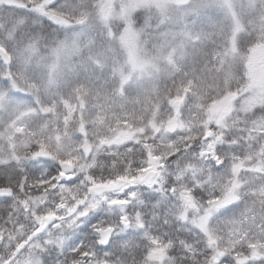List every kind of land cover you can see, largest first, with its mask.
I'll list each match as a JSON object with an SVG mask.
<instances>
[{
	"label": "rangeland",
	"instance_id": "rangeland-1",
	"mask_svg": "<svg viewBox=\"0 0 264 264\" xmlns=\"http://www.w3.org/2000/svg\"><path fill=\"white\" fill-rule=\"evenodd\" d=\"M0 48L11 59L0 60V186L11 187V179L21 196L9 203L19 212L14 226L0 230V264H43L97 216L108 223L94 231L113 228L112 244L96 242L105 251H95L84 236L79 250L98 264L134 261L131 247H119V259L109 255L117 235L139 229L130 207L145 191L170 198L180 223L203 238L206 264L227 256L229 264H264V228L241 236L249 247L239 256L221 242L245 229L257 181L264 183V0H0ZM100 71L112 83L85 98ZM138 141L148 145L142 169L129 176L125 159V171L103 179L109 151ZM61 162L72 165L66 180L58 168L48 184L49 167ZM30 165L44 168L43 188L28 179ZM149 169L155 180L138 182ZM116 178L135 186L90 192L92 183ZM198 181L212 191L207 201L194 191ZM3 214L0 224L10 222ZM143 264L172 263L154 248Z\"/></svg>",
	"mask_w": 264,
	"mask_h": 264
},
{
	"label": "trees",
	"instance_id": "trees-1",
	"mask_svg": "<svg viewBox=\"0 0 264 264\" xmlns=\"http://www.w3.org/2000/svg\"><path fill=\"white\" fill-rule=\"evenodd\" d=\"M74 63V66L76 67V59H72ZM85 64V63H84ZM86 67L85 65L83 66ZM74 71L71 72V76H74ZM180 73L184 74V80L183 82H186V78L188 77L185 69L183 66L179 69ZM99 75V72H97ZM179 73V74H180ZM78 74V73H77ZM105 74V75H104ZM76 75V73H75ZM96 79V78H94ZM91 79L88 80L90 82ZM87 81V80H86ZM111 80L106 79V73H101L97 77V80H95L93 89H90V91H83L82 95L84 97H88L89 94L93 93V91L98 90L102 91L103 88H107L111 84ZM183 90V89H182ZM50 92H53V89L50 90ZM74 94V93H73ZM173 93L168 92V96H171ZM179 95L178 93H175ZM160 95V94H159ZM166 95H163V98ZM162 97V94H161ZM86 103H91L87 99H85ZM88 101V102H87ZM86 107V106H85ZM76 106H73L72 112H74ZM146 142V141H145ZM138 143V144H137ZM137 143H127V146L125 147H117L118 150H115L114 152L109 151V154L106 155L110 156L108 159H104L101 161L102 165H105V167L102 168V175L103 179L106 177L116 176L122 173V171H125L128 167V175L134 176L137 174L139 170L142 169V164H144V161L146 157L148 156V145L144 142L138 141ZM142 145V147H140ZM129 147V148H127ZM144 147V148H143ZM126 149V150H124ZM113 151V150H112ZM150 152V150H149ZM120 157L121 160L113 159V157ZM105 157V158H106ZM118 159V158H117ZM125 159H128L127 161V168L123 167V163L125 162ZM112 162H118L119 164L115 165L117 170L113 174H108L109 170L113 167V165H109V163ZM107 163V164H106ZM104 168V169H103ZM121 169V170H119ZM57 171L58 166L54 165L49 167L48 169V175H47V181H49L48 184L54 183L57 177ZM25 173L33 182H36L35 186L43 188L44 187V181H42V178H44V168L40 166H34L30 165L25 169ZM13 174V172H12ZM18 173H16L17 175ZM99 178V177H98ZM101 179V178H99ZM9 181V180H8ZM7 183L10 184L12 187L14 194L10 198H1L0 200V211H3L4 217H7L10 222L4 224H0V230L7 231L11 228V226H14V222L18 218L19 212L16 214L13 212V206H11L12 201L14 202L15 199H20L21 196L18 194L17 184L12 183V180ZM41 181V182H39ZM102 181V180H100ZM0 184H2L0 182ZM34 184V183H33ZM33 184L31 185L33 187ZM200 185V186H199ZM194 191H197L198 198L204 201H207L209 196L211 195V189L208 188L205 190V188L202 187L201 181H198V184H193ZM29 188V186H28ZM33 189V188H31ZM257 201H254V211L252 212V215L250 218H248L247 222H245V229L239 232L238 235H230L232 237L222 238L221 242L223 245V248L228 252L230 255H240L243 254V250L247 251V247L249 245H242L239 243V240L242 235L245 233H251L253 232L257 236H261L260 231L264 228V183L262 181H257ZM41 191V190H40ZM205 191V193H203ZM201 196V197H200ZM160 196H156L153 193H150L148 191H145L141 195L139 194L137 200H134L130 207V213H137L139 216L138 223H139V229L137 231H134L131 228L125 229V233L123 235H117L114 249L112 248V256L116 259H119L122 256H118L120 253H115L118 248H129V256L132 255V260H128V264H143L144 261H146V254L147 252H151L154 248H163L169 257V261L171 260L172 264H206L207 262V256L209 254V250H206L204 248V241L203 238L199 237L197 234L194 236L192 235V230H189L190 228H187L185 225H182L180 223V220L177 219V213L174 211L173 205L169 199L162 200L160 199ZM256 204V206H255ZM236 214V211L232 212V215ZM98 215V214H97ZM16 217V218H15ZM99 217V216H97ZM90 217L87 219L86 223L84 224V228H81L78 230L73 237L69 240L68 245L65 246L60 253H54L48 254L46 257H44L43 264H76V263H82V259H86L88 257V263L91 264L90 260L92 258L91 252L86 253L84 250H79V246L81 243H83V237L87 236L90 239V245L95 249V251H100L105 249H100L96 245V234L94 231V228H96L99 225L108 223V220L103 217ZM1 223V221H0ZM224 229V228H223ZM86 231L89 232V234H86ZM194 237V238H193ZM224 237V236H223ZM118 238V239H117ZM112 244V243H111ZM110 244V245H111ZM239 245H241V248H239ZM112 246V247H113ZM244 251V252H245ZM84 255V256H83ZM227 258L223 259L222 264H229L231 261L229 259V256ZM111 258V257H110ZM121 260H124L121 258ZM110 261V260H109ZM90 262V263H89ZM112 264L113 262L110 261ZM92 264H98L95 262V260L92 262ZM108 264H110L108 262ZM250 264V263H246Z\"/></svg>",
	"mask_w": 264,
	"mask_h": 264
},
{
	"label": "water",
	"instance_id": "water-1",
	"mask_svg": "<svg viewBox=\"0 0 264 264\" xmlns=\"http://www.w3.org/2000/svg\"><path fill=\"white\" fill-rule=\"evenodd\" d=\"M176 1H178L180 3H184L187 0H176ZM2 2L5 5L9 6V5H11L12 0H2ZM49 18L54 24H57L59 21V16L56 14L50 15ZM0 58L3 60V62L5 64H8L10 62V57L1 48H0ZM174 128H175V119L171 118L166 122V130L168 132H172L174 130ZM78 131L80 134L84 135L83 127H80L78 129ZM206 136L204 138H206ZM81 149H82L85 156L89 155L90 146L86 140L83 141ZM60 169H61L60 180H64L66 173L69 172L72 169V167L70 164L63 162L60 164ZM155 177H156V170L155 169H149L140 178V182H143L146 184H151L153 182V180L155 179ZM132 186H133V182H131L127 179L119 178L115 182L94 184L91 186L90 190L96 195H101L105 192L118 190L120 188L128 189ZM11 194H12V190L10 188L0 187V196L8 197V196H11ZM185 200L189 201L188 196H185ZM96 232L99 235V237L97 239L98 246H107L109 241H110V238L112 236L113 229L111 227H108L106 229L98 228L96 230Z\"/></svg>",
	"mask_w": 264,
	"mask_h": 264
}]
</instances>
